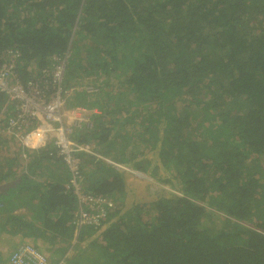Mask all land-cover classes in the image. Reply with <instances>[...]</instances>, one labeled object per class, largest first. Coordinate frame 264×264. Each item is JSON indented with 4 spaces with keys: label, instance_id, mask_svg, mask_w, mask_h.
Instances as JSON below:
<instances>
[{
    "label": "trees",
    "instance_id": "obj_1",
    "mask_svg": "<svg viewBox=\"0 0 264 264\" xmlns=\"http://www.w3.org/2000/svg\"><path fill=\"white\" fill-rule=\"evenodd\" d=\"M61 61L92 152L74 179L55 135L25 146L38 120L7 134L0 93V241L20 237L0 264L26 243L53 264H264V0H0L11 83L48 100ZM118 164L156 185L137 198Z\"/></svg>",
    "mask_w": 264,
    "mask_h": 264
},
{
    "label": "built area",
    "instance_id": "obj_2",
    "mask_svg": "<svg viewBox=\"0 0 264 264\" xmlns=\"http://www.w3.org/2000/svg\"><path fill=\"white\" fill-rule=\"evenodd\" d=\"M65 62H57L53 69V79L57 83V91H55L50 99H44L41 97L38 91H27L18 82L12 84L10 78H7V71L0 70V93L8 96L9 103L16 104V114L12 115L7 121V132H13L16 129L21 128L24 124H27L30 120H45L52 124L57 146L60 149V153L64 156V159L69 164L70 169L74 172V179L77 171L75 170L76 161L73 156L74 150L87 149L90 151L89 144H79L71 140L70 135L64 126V119H66V102L62 97V79L65 71ZM6 73V74H5ZM9 75V74H8ZM13 81V79H11ZM69 112V117L75 116L74 112L82 111L86 113V108L82 106H75ZM86 119H89L88 117ZM32 123V122H31ZM90 122H88L89 124ZM72 126L81 125L80 121L76 118L72 119ZM43 132V130L40 129ZM89 197L93 202L98 198L93 199L91 196H86V200ZM87 201V200H86ZM96 202V201H95ZM110 205L111 203L108 202ZM97 223L96 215L90 214L83 210L79 212V222H91ZM9 264H53L48 256L39 251L31 244H21L16 247L9 257ZM55 264H68L65 258H62Z\"/></svg>",
    "mask_w": 264,
    "mask_h": 264
},
{
    "label": "rangeland",
    "instance_id": "obj_3",
    "mask_svg": "<svg viewBox=\"0 0 264 264\" xmlns=\"http://www.w3.org/2000/svg\"><path fill=\"white\" fill-rule=\"evenodd\" d=\"M72 66H73L72 64H69L68 68H72ZM78 78L79 79H82V81L84 80V82H87L88 81V79H87L88 76H86V74H83V73H81V76L78 77ZM87 84L89 85V83H87ZM68 92H70V91H66V93H68ZM63 99L65 100V98H63ZM67 99H68V97H67ZM71 110H73L72 107H69L68 108V106L66 104L65 112H66V123L67 124H71L72 123V119H74V118H76L77 120H79L80 123H82L83 120H84V122H91L90 119H86L87 117L89 118L90 115H88L87 113L84 114V112H82V111L81 112L80 111L74 112V115L75 116L69 117V112ZM38 121H39V124H38L39 129L43 130L42 143H43V146H44V145L47 144L46 142L48 140H51V138L53 137L54 129H55L56 126L54 127L52 124L46 122L45 120H38ZM39 129L38 128H33L32 131L35 133V131H38ZM12 133L13 132H7V134H9V135L12 134ZM30 142H31V139H30L29 143ZM9 146H10L11 149H14V148L17 149L19 145H18V142H16V140H14V141L13 140H10ZM89 150L92 152L91 148ZM74 159L76 161V167H75V170L77 171L76 176L78 177L79 174H80L78 172L79 171V169H78V160L79 159H77V158H74ZM28 160H29L28 158L25 159L24 160V164H26ZM118 166L121 169H125V171H126L125 172L126 181L128 182L129 186L130 187H133V186H137L138 187L139 190L137 191V198H139V196H140V192L142 190L141 188L146 189L148 186H153V185H156V183H157V182H154V181L146 180L148 178V176L145 174V172H138L137 170H135V169H133L131 167L124 166V165H120V164H118ZM72 181L76 185V191H78V189L81 187V185L80 184H76L75 181H74V179ZM161 185H163L166 188H170V185L168 183H164V184H161ZM80 194H84L83 191H82V189H81ZM87 198H89V197H87ZM95 201H94V204L97 205V207L95 208V210H97L98 207H100V206L103 207L104 204H102L101 202H97L98 200H95ZM131 201H132V199L129 198L127 207H129V204H130ZM94 204L92 203L90 207L91 208H94ZM16 209H17L16 210L17 212H26L27 211V209L24 208V207H20V208H16ZM101 213H103V210H101V212H99L97 214H94V215H96V219L100 217L99 214H101ZM18 239H20V237L16 238L14 236L13 237L8 236L6 238V241H3V242L0 241V246L1 245L8 246L9 245L8 244L9 242H11V243L12 242H17Z\"/></svg>",
    "mask_w": 264,
    "mask_h": 264
},
{
    "label": "clouds",
    "instance_id": "obj_4",
    "mask_svg": "<svg viewBox=\"0 0 264 264\" xmlns=\"http://www.w3.org/2000/svg\"><path fill=\"white\" fill-rule=\"evenodd\" d=\"M32 137L31 142L25 141V146L30 147L32 149H37L43 146L42 139H43V132L38 130L35 133H30Z\"/></svg>",
    "mask_w": 264,
    "mask_h": 264
}]
</instances>
